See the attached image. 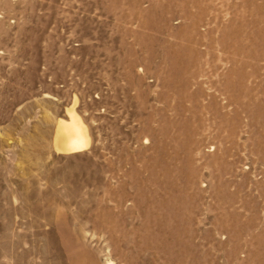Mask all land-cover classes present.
<instances>
[{"label":"rangeland","instance_id":"rangeland-1","mask_svg":"<svg viewBox=\"0 0 264 264\" xmlns=\"http://www.w3.org/2000/svg\"><path fill=\"white\" fill-rule=\"evenodd\" d=\"M0 264H264V0H0Z\"/></svg>","mask_w":264,"mask_h":264},{"label":"bare ground","instance_id":"bare-ground-1","mask_svg":"<svg viewBox=\"0 0 264 264\" xmlns=\"http://www.w3.org/2000/svg\"><path fill=\"white\" fill-rule=\"evenodd\" d=\"M67 120H59L56 125L53 145L65 155H73L89 148L90 138L82 120L73 109L67 110Z\"/></svg>","mask_w":264,"mask_h":264}]
</instances>
